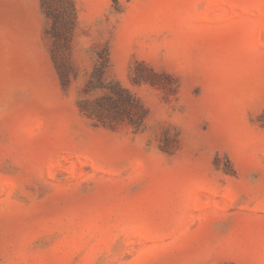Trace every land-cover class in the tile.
<instances>
[{
  "label": "rangeland",
  "instance_id": "obj_1",
  "mask_svg": "<svg viewBox=\"0 0 264 264\" xmlns=\"http://www.w3.org/2000/svg\"><path fill=\"white\" fill-rule=\"evenodd\" d=\"M72 1L63 48L0 0V264H264V0ZM106 53L138 130L81 110Z\"/></svg>",
  "mask_w": 264,
  "mask_h": 264
},
{
  "label": "trees",
  "instance_id": "obj_2",
  "mask_svg": "<svg viewBox=\"0 0 264 264\" xmlns=\"http://www.w3.org/2000/svg\"><path fill=\"white\" fill-rule=\"evenodd\" d=\"M41 9L50 22L47 34L53 39V45L68 47L76 24L73 1L41 0ZM107 55H99L86 87V91H90L94 84H98L103 88L104 94L95 100V105L91 108L82 107L81 110L94 125L114 127L115 124L125 122L134 130H138L146 117V109L141 101L118 81L106 77ZM137 67L146 69L152 76L156 75L152 68L143 63H139ZM146 81L154 83L152 78Z\"/></svg>",
  "mask_w": 264,
  "mask_h": 264
}]
</instances>
